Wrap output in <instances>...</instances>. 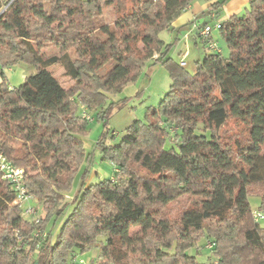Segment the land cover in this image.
I'll return each instance as SVG.
<instances>
[{"label": "trees", "instance_id": "obj_1", "mask_svg": "<svg viewBox=\"0 0 264 264\" xmlns=\"http://www.w3.org/2000/svg\"><path fill=\"white\" fill-rule=\"evenodd\" d=\"M4 1L0 69L25 64L34 74L17 88L1 74L0 153L24 170L43 216L37 224L22 217L0 180V264H69L73 252L95 246L96 264H205L188 254L203 239L214 264H264V228L248 203L260 186L264 208V0L221 22L228 56H204L193 74L168 57L158 33L195 0ZM226 2L201 17L218 18ZM109 7L111 25L102 20ZM149 62L167 70L170 88L145 121L108 144L112 112L128 100L104 107ZM82 109L103 126L91 152L81 140L88 134ZM171 128L177 143L166 148ZM96 151L114 166L113 180L87 185ZM183 197L195 202L174 215L171 206ZM58 219L53 237L47 226Z\"/></svg>", "mask_w": 264, "mask_h": 264}, {"label": "rangeland", "instance_id": "obj_2", "mask_svg": "<svg viewBox=\"0 0 264 264\" xmlns=\"http://www.w3.org/2000/svg\"><path fill=\"white\" fill-rule=\"evenodd\" d=\"M8 1L5 0L4 3H7ZM103 23L111 25L115 20V15L112 12V9L109 8H103ZM215 21H209V24L214 25ZM158 38L165 42V45H170V49L168 52V55L172 57L176 62H181V60L186 64L184 67V70L188 74H192L194 71L195 62L197 59L200 61L203 60L204 56L208 54H212L213 52L209 51L205 47H203L201 44H197L194 46L192 43H183L182 39L180 38L179 41L176 39V34H171L167 31H162L158 33ZM218 35L217 31L213 32V36ZM219 36V35H218ZM217 47L220 51L221 56L227 57L228 56V49L226 44L219 38L217 40ZM46 54H52L54 51H52L51 48H48L44 50ZM181 52V54H180ZM186 54V56L183 58V55ZM23 69L24 73L27 76H30L31 73H29V70L32 69L30 66L25 64H19L16 67L8 68L6 70L0 69V83H1V74H4L5 78L7 77V82L5 84L9 87H19L24 79L20 80L17 79L16 72L18 69ZM33 70V69H32ZM53 74L60 78L62 82H64L62 77V69L60 67H53L51 69ZM171 80L169 77V74L167 70L162 67L161 65L154 64L153 62H149L145 65L143 70L141 71L140 75L136 78V80L127 85L121 94L113 96L117 99H113L112 97H109V101L106 103L105 107H108L110 102H119L122 99H127V103L118 109H115L112 112V115L108 121L107 127L109 129V137L107 140L108 144H114L117 143L120 138L123 136L124 131L126 128L132 124L134 121H145L146 114L148 110L155 108L159 102L162 100L164 95L168 92L170 88ZM69 84H66L67 87ZM129 87H134V96L130 98L126 97V91L129 89ZM139 92L138 96L137 93ZM80 112V110H79ZM90 121L88 122V134L86 139L84 140V149L86 152H91L94 147L91 150V144L95 146L96 141L100 134L102 133L103 126L100 122H96L95 119V113L87 111ZM230 129L234 132L238 131L236 126H230ZM170 136L167 138L166 148H171L175 146L177 143V138L175 137L176 131L171 128L169 130ZM262 152L264 153V148L262 149ZM83 168H80L79 173L75 177V180L73 182V185L71 187L70 192L65 195L64 200L67 202H70L72 199V196L76 193L79 185V176L82 172ZM115 168L114 166L107 160H103L101 154L96 151L95 156L92 161L91 165V172L90 176L88 178L87 185L89 184H95L97 182H103L106 180H113ZM252 195L248 196V203L250 206L251 211H258L262 210L264 211V208H262V201L260 198L261 194V187H253L252 189ZM194 199H189L187 197L181 198L178 202L174 203L171 206V212L176 215L179 213L184 207L187 205H190L194 203ZM14 205V204H13ZM36 208L38 216H43V209L41 204L38 203L36 199L33 200V203H31ZM15 206V205H14ZM23 208V206H22ZM21 208V209H22ZM25 208V206H24ZM72 207H69L66 211V214L71 211ZM65 214V216H66ZM30 220V217H26V220ZM63 220H56L52 221L48 224L47 228L51 229L53 231V237L58 233L60 226L62 224ZM260 228H264V221H260L257 223ZM98 242L104 241V238H97ZM98 245V244H97ZM209 245L208 240L203 239L201 242H199L196 246H194L192 249H189L188 254L195 255L197 257V260L201 263H211L214 264L215 258L213 256V253L207 248ZM98 255V247L95 246V248L92 250L91 256L86 258V260L78 259L79 256L78 253L75 251L70 256L69 264H80V260L83 261V264H93V261L96 260ZM85 261V262H84Z\"/></svg>", "mask_w": 264, "mask_h": 264}, {"label": "built area", "instance_id": "obj_3", "mask_svg": "<svg viewBox=\"0 0 264 264\" xmlns=\"http://www.w3.org/2000/svg\"><path fill=\"white\" fill-rule=\"evenodd\" d=\"M209 18L211 21H215L214 25L206 23L202 26L201 29L197 27L196 40L203 47L208 49L213 53H220L217 43L213 40L212 35L214 31H219L221 27V22L217 21V18L214 14H210ZM187 53L183 55V58ZM179 65L185 67L186 64L181 60ZM81 116L88 123L90 121L89 115L85 109H82ZM24 177L25 172L21 168L14 167L6 157L0 153V180L3 181L6 185L9 186L10 190L13 193L14 201L13 204L18 206L21 209V215L26 219V217H30V221L34 224L39 223L40 216H38L36 208L31 205L33 203L34 198L28 193L24 186ZM25 206V208H24ZM253 221L258 223L260 221H264V211H252L251 212ZM37 235V233H36ZM16 238L20 241V237L16 233ZM209 250L212 249V244L209 243ZM85 262V261H84ZM80 264H83V261L80 260ZM93 264H96V260L93 261Z\"/></svg>", "mask_w": 264, "mask_h": 264}, {"label": "crops", "instance_id": "obj_4", "mask_svg": "<svg viewBox=\"0 0 264 264\" xmlns=\"http://www.w3.org/2000/svg\"><path fill=\"white\" fill-rule=\"evenodd\" d=\"M215 1H217V0H211V1H206V2L203 0H195L193 3L190 4V6L176 20H174L172 22V24L170 25L167 32H169L171 34H176L177 41H179V39L181 38L184 44L189 42V43L194 44V46H196L198 44V41L196 40V33H197L196 29H197V27L201 26L203 23H209V21H210L209 15L201 17V14L203 12H205L207 10V8ZM250 1L251 0H227V2L223 5V7L221 9V12L217 18V21L224 22L229 17H231L233 15H235L237 17L243 16L244 11L248 6V2H250ZM186 25H188L186 28L178 31L180 28H182ZM212 38L217 43V40H219L220 37L218 35H216V36L212 35ZM180 54H181V52H180ZM168 57L170 59H172L174 62H176V60H174L169 55H168ZM197 61H200V60L197 59L196 62ZM176 63H178V62H176ZM194 71H195V66H194ZM194 71H193V73H194ZM15 72H16L15 77L17 79H19V81L28 77L24 73L23 69H20V67H19L18 71H15ZM29 73H31V75L34 74V70L30 69ZM6 82H7V77H6ZM9 88H13V86L9 85ZM134 89H135L134 87H129V89H127L128 91H126L127 93H126L125 98L133 97L135 95L134 91H133ZM110 97H112L114 100L117 99L113 96H110ZM88 129H89V126H88ZM86 137L87 136L81 138L83 145H85L84 140L86 139ZM93 147H94V145L92 143L91 144V150ZM27 221H30V220L28 219ZM91 253H92V251L89 252L88 254L83 255V256L81 255L78 257V259L86 260V258L91 256Z\"/></svg>", "mask_w": 264, "mask_h": 264}]
</instances>
